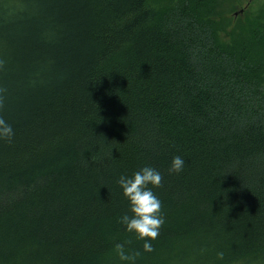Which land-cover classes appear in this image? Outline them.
<instances>
[{
	"label": "trees",
	"instance_id": "trees-1",
	"mask_svg": "<svg viewBox=\"0 0 264 264\" xmlns=\"http://www.w3.org/2000/svg\"><path fill=\"white\" fill-rule=\"evenodd\" d=\"M217 19L215 0H0V264H129L116 244L135 264H264V10L228 38ZM145 166L151 252L117 184Z\"/></svg>",
	"mask_w": 264,
	"mask_h": 264
},
{
	"label": "clouds",
	"instance_id": "clouds-1",
	"mask_svg": "<svg viewBox=\"0 0 264 264\" xmlns=\"http://www.w3.org/2000/svg\"><path fill=\"white\" fill-rule=\"evenodd\" d=\"M6 61L0 59V70H3ZM7 89L0 87V109L5 103ZM14 137L12 126L0 116V140L11 142ZM184 160L180 156H174L168 168L169 174L179 173L183 170ZM162 175L156 169L145 166L133 173L131 177L121 176L117 184L122 189L123 197L128 201L131 215L125 214L120 222L125 226V231L131 233L136 240L144 241L142 247L145 252L153 251L152 240L158 238L160 229L164 224L161 215V201L152 191V188L159 187L162 182ZM151 186V187H150ZM115 251L120 261H128L135 264L139 251L128 253L123 244H116ZM217 258L223 260L224 253L218 252Z\"/></svg>",
	"mask_w": 264,
	"mask_h": 264
},
{
	"label": "rangeland",
	"instance_id": "rangeland-1",
	"mask_svg": "<svg viewBox=\"0 0 264 264\" xmlns=\"http://www.w3.org/2000/svg\"><path fill=\"white\" fill-rule=\"evenodd\" d=\"M261 10H264V0H215V15L221 27L220 35L228 38V33L238 24Z\"/></svg>",
	"mask_w": 264,
	"mask_h": 264
}]
</instances>
